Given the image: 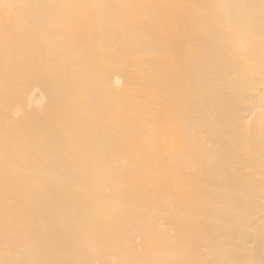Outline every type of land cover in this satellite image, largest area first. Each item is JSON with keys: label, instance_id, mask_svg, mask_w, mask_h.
I'll use <instances>...</instances> for the list:
<instances>
[{"label": "bare ground", "instance_id": "obj_1", "mask_svg": "<svg viewBox=\"0 0 264 264\" xmlns=\"http://www.w3.org/2000/svg\"><path fill=\"white\" fill-rule=\"evenodd\" d=\"M0 264H264V0H0Z\"/></svg>", "mask_w": 264, "mask_h": 264}]
</instances>
